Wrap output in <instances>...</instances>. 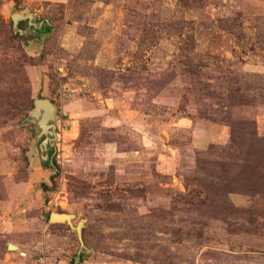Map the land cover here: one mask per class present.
Instances as JSON below:
<instances>
[{
	"label": "rangeland",
	"instance_id": "374dc122",
	"mask_svg": "<svg viewBox=\"0 0 264 264\" xmlns=\"http://www.w3.org/2000/svg\"><path fill=\"white\" fill-rule=\"evenodd\" d=\"M0 264H264V0H0Z\"/></svg>",
	"mask_w": 264,
	"mask_h": 264
},
{
	"label": "water",
	"instance_id": "95a60500",
	"mask_svg": "<svg viewBox=\"0 0 264 264\" xmlns=\"http://www.w3.org/2000/svg\"><path fill=\"white\" fill-rule=\"evenodd\" d=\"M33 13H13L11 15V19L14 25V28L17 29V25L20 20H29V24H32L33 22L31 21L33 18ZM32 114L36 115L38 117V126L40 127L41 131L46 133V134H55V125L53 123L54 120V114H55V106L54 104L46 99V98H36L34 99V105L32 109ZM54 139V137H53ZM47 144V140H45ZM71 214L68 213H63V212H51L49 216L50 221H66L69 224H71ZM76 230L79 232L80 230V225L75 226ZM10 248H15L14 245L9 244Z\"/></svg>",
	"mask_w": 264,
	"mask_h": 264
}]
</instances>
